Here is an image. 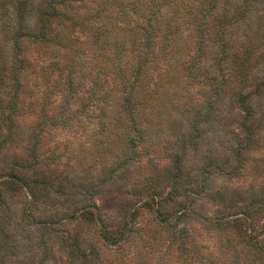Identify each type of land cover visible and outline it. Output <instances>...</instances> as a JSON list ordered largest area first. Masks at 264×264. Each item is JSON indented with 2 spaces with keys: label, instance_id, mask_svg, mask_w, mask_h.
Listing matches in <instances>:
<instances>
[{
  "label": "rangeland",
  "instance_id": "374dc122",
  "mask_svg": "<svg viewBox=\"0 0 264 264\" xmlns=\"http://www.w3.org/2000/svg\"><path fill=\"white\" fill-rule=\"evenodd\" d=\"M43 2L33 0L30 24L36 21V10ZM13 4V0H0V264H196L182 261L181 221L160 224L143 206L150 191L146 180L152 164L144 158L122 174L118 161L125 149L120 136L115 132L102 136L96 118L86 115L88 80L84 77L98 62L90 26H59L57 36L64 40L49 46L25 45L32 63L22 73L19 104L13 109L11 78L20 67L12 52ZM221 4L205 26L195 75L200 83L220 74L226 86L219 91L218 111L212 113L210 122L198 126V138L186 149L183 163L189 176L186 183L191 184L203 179L202 169L208 162L224 170L237 164L233 152L246 142L237 96L249 95L254 115L246 126L258 132L253 139L256 146L247 152L238 177L217 176L213 182L215 188H237L241 196L203 198L197 209L214 219L240 213L244 204H252L257 209L251 215L250 228L255 233L264 224V0L251 6L242 18L236 16L242 10L240 0H232L225 9ZM224 11L232 19L227 25L222 22ZM218 38L223 40L222 47L217 45ZM69 75L82 80L72 93L67 88ZM198 82L186 85L179 81L178 86L171 84L162 93L161 110L171 114L163 125L150 131L157 155L152 161L160 169L178 148L170 146L162 153V142L171 144L176 133H190L193 121L201 119L205 103L215 100L213 86ZM29 103L32 107L27 109ZM11 171L23 178V184L4 181ZM100 183L104 185L98 187ZM184 188L188 186L179 187L176 198L164 203V212L179 210ZM163 190L159 189L162 195L168 189ZM83 209L94 211L95 219H85ZM233 219L229 217V222ZM126 221L131 226L129 237L106 245L99 232L104 227L115 230ZM190 226L195 232L194 244L209 256L210 263L231 264L234 250L241 254L240 264L255 258L254 250L240 249L238 230L226 221L220 228L227 246L221 249L212 231L196 222ZM242 228H247L245 222ZM229 248L232 252L225 253Z\"/></svg>",
  "mask_w": 264,
  "mask_h": 264
},
{
  "label": "trees",
  "instance_id": "16d2710c",
  "mask_svg": "<svg viewBox=\"0 0 264 264\" xmlns=\"http://www.w3.org/2000/svg\"><path fill=\"white\" fill-rule=\"evenodd\" d=\"M13 1L11 21L16 27L11 26L14 35L12 52L13 58L20 64V67L12 72L11 78L15 87L11 98L13 109L19 104L18 92L22 73L30 69L32 63L25 54V45L56 44L63 39L57 36L56 27L59 26L62 29L77 26L85 29L90 26L91 45L95 48L93 55L98 62L87 70L84 77L88 80L86 115L96 118V125L102 136L106 133L107 136L113 135V132L120 136V142L125 149L118 161L122 174L141 159L145 158L152 164L151 174L146 180V184H150V191L143 206L159 218L160 224L169 225L173 224L172 221H181L183 263L214 264L210 263L209 256L202 254L201 248L194 244L195 232L190 226L191 222L201 224L207 231L216 234L217 246L221 249L224 244L227 246L222 236L224 230L220 228L223 221H226L232 229L238 230L240 249L255 251V258L248 264H255L257 261L258 264H264V224L258 227L259 230L255 233H252L250 228L253 225L251 215L257 211L255 206L247 203L240 208V213L214 219L199 214L197 209L199 200L203 198L222 200L225 197L241 196L239 189L215 188L213 182L217 176L227 179L238 177L245 164L246 154L254 145L253 139L258 137L255 129L246 126L254 115L249 95L237 96L244 114L241 127L246 140L243 146H238L233 152L237 164L230 170H224L223 167L208 162L202 169L203 179L191 184L186 183L189 176L183 163L186 149L192 147L198 138V126L210 122L212 113L218 111V106H215L219 102V91L226 86L221 82L223 76L220 74L217 78L210 76L199 83L195 71L199 69L198 59L208 19L215 18L214 14L220 1L221 8L225 9L232 0H44L43 7L36 10L38 14L33 24H30L33 17V0ZM240 1L242 10L237 12L238 18L250 12L251 6L262 4L263 0ZM76 20L80 22H75ZM231 21L224 11L222 22L227 25ZM217 45L222 47L223 40L218 38ZM75 79V75L68 77L67 88L71 93L76 91L82 82L81 79ZM163 79L165 82L161 81ZM179 81L186 85L198 82L199 85L209 88L213 86L211 89L215 93V100L205 103L204 111L200 114L201 119L193 121L190 133H176L171 144L162 142V153L170 146L177 145L178 148L175 152H170V159L165 167L160 169L158 163L152 161L157 155L153 150L150 131L168 120L171 113L161 110L160 100L162 93L171 84L178 86ZM26 107L31 108V103ZM95 111L96 115L93 114ZM11 116H8V119L13 126L15 121L10 119ZM151 154L153 157H150ZM4 181L13 185L23 184V178L13 171ZM163 184L164 186H161ZM185 184L188 188L183 190L184 200L179 203V210L175 214L164 212V203L175 199L178 188L184 187ZM103 185L100 183L98 187ZM161 187H164L163 191L168 189L164 195L159 191ZM262 197L264 202V195ZM166 199L168 200L165 201ZM1 203L0 200V205ZM81 215L85 219H95V212L90 209H83ZM229 217L234 219L229 222ZM243 222L247 224L244 230ZM130 227L126 221L115 230L104 227L99 234L106 245H112L126 240ZM62 239H65L64 235ZM230 248L225 253L229 254ZM240 256L241 254L234 250L231 264H240Z\"/></svg>",
  "mask_w": 264,
  "mask_h": 264
}]
</instances>
